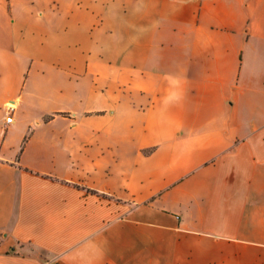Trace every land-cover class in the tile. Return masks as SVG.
<instances>
[{"label":"crops","instance_id":"0c3cea01","mask_svg":"<svg viewBox=\"0 0 264 264\" xmlns=\"http://www.w3.org/2000/svg\"><path fill=\"white\" fill-rule=\"evenodd\" d=\"M0 264H264V0H0Z\"/></svg>","mask_w":264,"mask_h":264},{"label":"built area","instance_id":"2783aa9c","mask_svg":"<svg viewBox=\"0 0 264 264\" xmlns=\"http://www.w3.org/2000/svg\"><path fill=\"white\" fill-rule=\"evenodd\" d=\"M9 107H10V112H12L14 107H12V106H9ZM6 122L7 123H12L13 122V117H12L11 113H9V115H8V117L6 119Z\"/></svg>","mask_w":264,"mask_h":264},{"label":"rangeland","instance_id":"374dc122","mask_svg":"<svg viewBox=\"0 0 264 264\" xmlns=\"http://www.w3.org/2000/svg\"><path fill=\"white\" fill-rule=\"evenodd\" d=\"M12 105V103H10ZM15 106V104H13Z\"/></svg>","mask_w":264,"mask_h":264},{"label":"bare ground","instance_id":"6f19581e","mask_svg":"<svg viewBox=\"0 0 264 264\" xmlns=\"http://www.w3.org/2000/svg\"><path fill=\"white\" fill-rule=\"evenodd\" d=\"M12 107H14V106L12 105Z\"/></svg>","mask_w":264,"mask_h":264}]
</instances>
